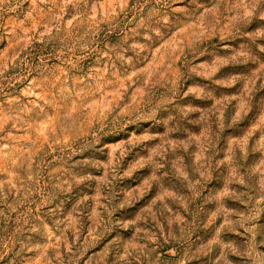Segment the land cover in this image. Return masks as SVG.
<instances>
[{
  "label": "rangeland",
  "instance_id": "1",
  "mask_svg": "<svg viewBox=\"0 0 264 264\" xmlns=\"http://www.w3.org/2000/svg\"><path fill=\"white\" fill-rule=\"evenodd\" d=\"M0 264H264V0H0Z\"/></svg>",
  "mask_w": 264,
  "mask_h": 264
}]
</instances>
